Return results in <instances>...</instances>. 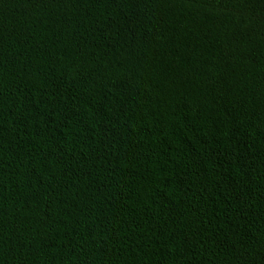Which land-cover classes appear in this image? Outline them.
<instances>
[{"label":"trees","instance_id":"trees-1","mask_svg":"<svg viewBox=\"0 0 264 264\" xmlns=\"http://www.w3.org/2000/svg\"><path fill=\"white\" fill-rule=\"evenodd\" d=\"M0 264H264V0H0Z\"/></svg>","mask_w":264,"mask_h":264}]
</instances>
